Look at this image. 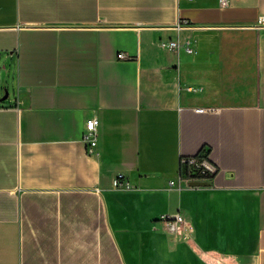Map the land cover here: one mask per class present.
<instances>
[{
    "label": "crops",
    "instance_id": "obj_1",
    "mask_svg": "<svg viewBox=\"0 0 264 264\" xmlns=\"http://www.w3.org/2000/svg\"><path fill=\"white\" fill-rule=\"evenodd\" d=\"M262 16L264 0H0V264H264ZM202 148L212 185L170 187ZM175 213L192 230L170 232Z\"/></svg>",
    "mask_w": 264,
    "mask_h": 264
},
{
    "label": "built area",
    "instance_id": "obj_2",
    "mask_svg": "<svg viewBox=\"0 0 264 264\" xmlns=\"http://www.w3.org/2000/svg\"><path fill=\"white\" fill-rule=\"evenodd\" d=\"M219 3L223 6L228 4V0H218ZM257 27H264V16L259 17L257 20ZM161 46L169 49L179 51L180 48H183L186 53H192L193 47L190 44L189 40H185L184 42H180L179 40H168L161 42ZM118 58H126V55L123 53H119L117 55ZM188 91H196L197 89L194 87H187ZM215 108H206L200 107L196 108V112H214ZM98 125L99 119L97 117H91L86 119L84 124L82 141L85 146V150L87 153H91L96 145L98 139ZM218 172V168L211 161L209 154L205 153H197L193 156H186L180 158V169L178 173L177 180H170L169 186L174 187L175 183H180L181 181L186 182L188 187L190 186L189 182L191 181H209L211 180L215 174ZM177 184V183H176ZM112 187L114 189H128L131 187L130 183L124 179L122 175L114 178L112 181ZM199 187V186H198ZM202 187V186H200ZM162 220L166 223L168 230L170 232H178V231H190L192 230V225L188 222L180 213H175L172 215H164Z\"/></svg>",
    "mask_w": 264,
    "mask_h": 264
},
{
    "label": "water",
    "instance_id": "obj_3",
    "mask_svg": "<svg viewBox=\"0 0 264 264\" xmlns=\"http://www.w3.org/2000/svg\"><path fill=\"white\" fill-rule=\"evenodd\" d=\"M189 185L190 186H195V187H200V186H202V187H207V186H211L212 185V182H211V180H209V181H191V182H189Z\"/></svg>",
    "mask_w": 264,
    "mask_h": 264
},
{
    "label": "trees",
    "instance_id": "obj_4",
    "mask_svg": "<svg viewBox=\"0 0 264 264\" xmlns=\"http://www.w3.org/2000/svg\"><path fill=\"white\" fill-rule=\"evenodd\" d=\"M201 153H205V154H209L207 150H205L204 148H202L200 151H199V154Z\"/></svg>",
    "mask_w": 264,
    "mask_h": 264
}]
</instances>
